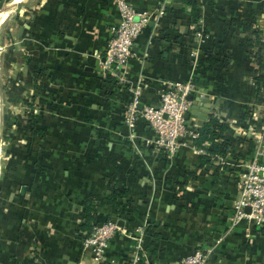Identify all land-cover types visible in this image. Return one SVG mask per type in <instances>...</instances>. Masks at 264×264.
<instances>
[{
  "label": "crops",
  "instance_id": "crops-1",
  "mask_svg": "<svg viewBox=\"0 0 264 264\" xmlns=\"http://www.w3.org/2000/svg\"><path fill=\"white\" fill-rule=\"evenodd\" d=\"M125 1L165 9L133 45L139 107L190 81L193 100L209 104L204 122L229 125V150L201 167L203 152L181 145L168 157L143 123L136 133L150 141L139 138V152L126 139L131 93L100 66L116 0H0V264H94L83 245L90 216L122 230L98 264H129L137 227L153 264L196 249L209 250L207 264H264V229L231 226L237 164L264 152V0H197L200 40L182 0Z\"/></svg>",
  "mask_w": 264,
  "mask_h": 264
},
{
  "label": "built area",
  "instance_id": "built-area-1",
  "mask_svg": "<svg viewBox=\"0 0 264 264\" xmlns=\"http://www.w3.org/2000/svg\"><path fill=\"white\" fill-rule=\"evenodd\" d=\"M118 21L110 26V35L103 53L100 66L109 76L125 86L131 93L122 118L127 129L126 139L137 148L139 135L136 128L139 123L145 124L153 133V142L162 149L168 157L181 146L194 145L197 132L187 124L185 114L191 109V101L187 95L194 89L190 81H175L167 84L159 93L158 105L139 107L141 95V81L133 76L132 47L139 35L150 21L159 19L164 13L163 7L150 11L137 10L125 0H116ZM194 38L200 40L203 31L198 23L192 26ZM2 49V48H0ZM181 138V139H179ZM148 143L150 140L140 138ZM197 152L204 153L200 148ZM217 157V156H216ZM264 152L258 146L253 155L237 164L240 169L236 180V197L232 204L233 215L231 226L240 222L248 223L264 229ZM248 208V211L246 209ZM122 232L114 218H109L94 225L90 233L84 238L83 245L91 252L92 261L98 264L104 258L108 242ZM132 232L135 251L128 261L129 264H153L142 256L141 229L135 228ZM132 236V233L128 234ZM209 250L196 249L182 256L177 264H207Z\"/></svg>",
  "mask_w": 264,
  "mask_h": 264
},
{
  "label": "trees",
  "instance_id": "trees-1",
  "mask_svg": "<svg viewBox=\"0 0 264 264\" xmlns=\"http://www.w3.org/2000/svg\"><path fill=\"white\" fill-rule=\"evenodd\" d=\"M209 5H211L212 0H207ZM183 4L190 8L189 15L192 24L200 18V13L198 9L197 0H182ZM172 9V8H170ZM229 125L217 118L216 116L210 114L205 122L202 125H199L196 128L197 137L194 140V145L197 148H200L204 151L203 154L199 157L200 166L204 167L205 165L211 163V159L215 158L217 155L222 156L226 154L229 150L230 139L228 137ZM206 143H209L208 146H205ZM238 174V172H237ZM195 173L189 172L185 179L179 184V189L182 188L189 180L195 179ZM233 179L237 180V177L233 176ZM125 192H117L113 194V198L124 196ZM91 223L88 222L85 224L84 230L87 233H90L92 227L98 223L94 216L87 218ZM107 220V218L105 219ZM104 221V220H103Z\"/></svg>",
  "mask_w": 264,
  "mask_h": 264
},
{
  "label": "water",
  "instance_id": "water-1",
  "mask_svg": "<svg viewBox=\"0 0 264 264\" xmlns=\"http://www.w3.org/2000/svg\"><path fill=\"white\" fill-rule=\"evenodd\" d=\"M174 1L177 2L176 4H174V6H179L180 0H174ZM132 50H133V47H132ZM187 99L192 101V106H191V110L185 114L186 120H188L190 115H194L197 117L196 123L198 125H202L207 113L209 112V104L207 103V99L205 97H201V98L197 97L196 100H193L192 94H188ZM198 101H200L203 104V109H201V111H199L200 107L198 105ZM246 211H248V208L246 209Z\"/></svg>",
  "mask_w": 264,
  "mask_h": 264
},
{
  "label": "rangeland",
  "instance_id": "rangeland-1",
  "mask_svg": "<svg viewBox=\"0 0 264 264\" xmlns=\"http://www.w3.org/2000/svg\"><path fill=\"white\" fill-rule=\"evenodd\" d=\"M6 31V26H3L1 29H0V35H3L4 34V32ZM3 50L2 49H0V56H2V54H1V52H2ZM4 53H6V49H5V51H4ZM1 111H0V130H1ZM6 144L4 143V142H1V148L2 149H4V148H6ZM5 155V154H4ZM4 157V156H3ZM3 159H5V157L3 158Z\"/></svg>",
  "mask_w": 264,
  "mask_h": 264
}]
</instances>
